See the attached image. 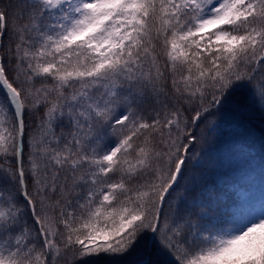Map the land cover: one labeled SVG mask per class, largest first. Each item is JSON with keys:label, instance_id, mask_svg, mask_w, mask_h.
<instances>
[{"label": "snow or ice", "instance_id": "6c2138e0", "mask_svg": "<svg viewBox=\"0 0 264 264\" xmlns=\"http://www.w3.org/2000/svg\"><path fill=\"white\" fill-rule=\"evenodd\" d=\"M255 111L264 0H0V264H264Z\"/></svg>", "mask_w": 264, "mask_h": 264}, {"label": "trees", "instance_id": "16d2710c", "mask_svg": "<svg viewBox=\"0 0 264 264\" xmlns=\"http://www.w3.org/2000/svg\"><path fill=\"white\" fill-rule=\"evenodd\" d=\"M250 127L253 130L254 136L257 140L256 145L250 150L252 155H256L259 151V142L264 141V115H261L258 111L253 112L249 116ZM258 161H254V166ZM233 181L243 184L247 188L248 183H258L259 181V169L256 168L249 177L241 178L237 174H230ZM254 194L258 197H264V185H258L254 190Z\"/></svg>", "mask_w": 264, "mask_h": 264}]
</instances>
